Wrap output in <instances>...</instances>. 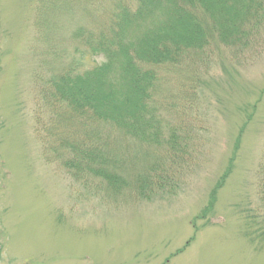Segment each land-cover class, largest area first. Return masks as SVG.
<instances>
[{"label":"rangeland","instance_id":"rangeland-1","mask_svg":"<svg viewBox=\"0 0 264 264\" xmlns=\"http://www.w3.org/2000/svg\"><path fill=\"white\" fill-rule=\"evenodd\" d=\"M89 1L0 0V264H264V244L246 235L260 207L264 20L242 41L216 36L158 71L155 104L172 144L95 130L90 145L107 141L124 177L115 188L78 162L67 168L54 135L57 80L93 63L76 17L119 0ZM69 137L86 141L85 131Z\"/></svg>","mask_w":264,"mask_h":264},{"label":"trees","instance_id":"trees-1","mask_svg":"<svg viewBox=\"0 0 264 264\" xmlns=\"http://www.w3.org/2000/svg\"><path fill=\"white\" fill-rule=\"evenodd\" d=\"M96 2L100 0L89 1L91 6ZM88 8L90 12H85L90 17L77 15L76 21L90 28L81 26L74 33L78 44L87 48L83 55L90 54L93 63L84 71L73 67L62 73L54 87L59 105L51 106L63 112L56 121L60 130L54 134L58 158L67 168L78 162L80 171L91 168L93 175L121 188L124 177L110 168L109 163L116 160L105 148L108 142L98 139L90 145L95 130L108 124L139 143L159 147L172 144L176 135L169 136L175 129L168 128L169 135L164 136L165 121L158 116L155 104L160 89L158 71L180 66L190 55L209 48L216 36L225 44L242 41L263 22L264 0H119L108 14ZM76 52L81 53V49ZM76 131H85L86 141L71 140L69 136ZM258 197L260 207L248 215L251 225L246 235L261 245L264 157Z\"/></svg>","mask_w":264,"mask_h":264}]
</instances>
